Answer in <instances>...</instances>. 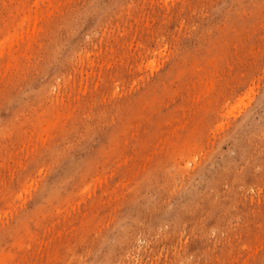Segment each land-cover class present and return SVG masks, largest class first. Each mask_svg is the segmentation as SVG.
Listing matches in <instances>:
<instances>
[{
	"label": "rangeland",
	"instance_id": "rangeland-1",
	"mask_svg": "<svg viewBox=\"0 0 264 264\" xmlns=\"http://www.w3.org/2000/svg\"><path fill=\"white\" fill-rule=\"evenodd\" d=\"M0 264H264V0H0Z\"/></svg>",
	"mask_w": 264,
	"mask_h": 264
},
{
	"label": "bare ground",
	"instance_id": "bare-ground-1",
	"mask_svg": "<svg viewBox=\"0 0 264 264\" xmlns=\"http://www.w3.org/2000/svg\"><path fill=\"white\" fill-rule=\"evenodd\" d=\"M152 67V66H151Z\"/></svg>",
	"mask_w": 264,
	"mask_h": 264
}]
</instances>
